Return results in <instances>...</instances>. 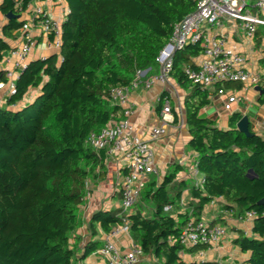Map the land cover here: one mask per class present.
I'll return each mask as SVG.
<instances>
[{
  "label": "trees",
  "instance_id": "1",
  "mask_svg": "<svg viewBox=\"0 0 264 264\" xmlns=\"http://www.w3.org/2000/svg\"><path fill=\"white\" fill-rule=\"evenodd\" d=\"M30 1L2 0L0 11L19 14ZM64 1L68 13L60 26L58 53L29 62L15 81L16 93L0 106V264H84L102 246L98 230L109 234L125 220L131 239L158 264H231L186 263L181 258V253L206 249L186 248L179 238L189 220L199 221L203 208L216 199H222V209L235 218L254 213L250 235L233 240L247 258L234 264H264V136L250 129L249 136L239 132L240 113L230 116L226 130L199 117L209 92L183 72L192 65L191 58L202 54L199 44L173 54L169 76L179 87H190L183 103L187 146L196 154L203 183L197 187L176 181L181 168L175 165L158 187L147 182L142 188L139 197L147 202L148 214L142 209L131 214L121 209L94 212L86 226L92 238L81 244L77 231L83 225L80 210L88 183L105 175L106 150H95L87 137L110 120L123 118L122 107L110 99L111 91L130 86L138 70L158 65L174 24L196 3ZM22 24L11 19L3 34L10 36ZM4 47L0 41V50ZM0 80H6L2 72ZM31 89L39 93L27 101ZM186 189L190 200L181 208ZM167 206L181 209L174 217Z\"/></svg>",
  "mask_w": 264,
  "mask_h": 264
},
{
  "label": "crops",
  "instance_id": "2",
  "mask_svg": "<svg viewBox=\"0 0 264 264\" xmlns=\"http://www.w3.org/2000/svg\"><path fill=\"white\" fill-rule=\"evenodd\" d=\"M2 0H0V4ZM42 7L48 12L50 17L60 19L63 16V4H58L54 0H31L28 7L19 14L13 13L18 22H26L32 16L36 7ZM263 17V15H261ZM11 20V19H10ZM6 15L0 11V41L4 44V48L0 50V72H14L12 65L4 61L5 57L11 49L16 48L24 42V38L20 32V28L10 31V36L3 34V27L9 21ZM263 25L257 27L259 35L255 33L253 39L249 40L244 37V31L240 22L230 18H223L219 27L213 28L209 34L213 37H222L229 46H233L245 59L246 69L252 73H256L261 77L259 86L264 89V35L262 30ZM31 38L35 39V44L26 58L25 64L29 62L43 59L51 54H56L53 49L46 47V41L38 30H33ZM201 60L200 56L191 58L192 65L197 64ZM160 67L156 65L151 68L147 74L153 76L159 73ZM19 71V72H18ZM17 73H21L18 70ZM129 91L127 107L131 110L129 116L130 122L135 128V133L145 141H149V130L153 126L162 123V108L163 100L169 99L171 104V114L166 116V135L157 141L150 142L154 152L155 173L147 176V182H155L154 188L158 187L164 177L173 169L175 165L181 170L177 173L176 181H185L186 183L194 182L190 172V167L196 160V154L187 146L189 133L185 124L184 118V97L189 92L188 89H183L178 86L174 79L170 76L164 83H154L147 88L143 83ZM256 87H244L240 84L229 83L223 89L228 95H233L237 100L232 104V111L226 112L223 109V97L217 93L214 87L209 89V103L204 107L199 117L201 119L213 120L215 125L222 130L228 129V121L233 113H240L247 116L249 120V129L259 135L264 136V100L259 101L263 96L255 90ZM37 89H31L27 97V101L32 100L38 95ZM7 92L5 89L0 90V106L6 105ZM20 107L17 105L14 108ZM159 107V108H158ZM105 175L97 181L88 183V193L86 195L84 205L80 210V215L83 220L82 227L77 231V234L82 238L81 244H85L92 237L88 234L86 226L92 214L97 211L108 212L116 209H121V196L119 192V184L122 177L127 173L125 162L118 155L106 151L105 154ZM146 182V183H147ZM181 200L185 203L190 200L188 189L184 190ZM224 201L216 199L207 204L200 215V220L210 224H219L226 228L227 236L220 243L212 248L204 250L203 255L190 254L187 252L181 253V258L184 262L191 261H226L231 264L239 263L247 258V254L240 252V249L234 245L233 240L239 234L250 235L251 223L239 221L238 218L231 216L230 213L222 209ZM182 208V207H181ZM180 208V209H181ZM142 209V213L146 214L149 211V206L146 201L138 198L134 207L127 214L134 213ZM179 209V210H180ZM176 208H171L169 211L172 216H176L179 212ZM98 229V227H97ZM99 240L104 244L107 234L98 230ZM111 241L122 252L130 248L131 242H134L129 234H119L111 238ZM103 259L98 255H91L87 258L84 264H101ZM138 264H158L152 257L142 255L139 258Z\"/></svg>",
  "mask_w": 264,
  "mask_h": 264
},
{
  "label": "built area",
  "instance_id": "3",
  "mask_svg": "<svg viewBox=\"0 0 264 264\" xmlns=\"http://www.w3.org/2000/svg\"><path fill=\"white\" fill-rule=\"evenodd\" d=\"M59 5L63 4V16L60 19L50 17L47 11L38 6L30 19L22 24L20 32L24 42L10 50L4 61L12 65L14 72H5L6 80H0V90L5 89L7 97L16 93L15 81L26 64V58L31 52L35 39L31 38L33 30H38L45 38L46 47L53 49L56 54L60 48V26L68 13L64 0H54ZM195 9L187 14L182 20L173 26L172 34L168 42L160 50L157 63L160 67L159 73L144 79L151 68L138 70L130 86L115 88L110 93V99L122 107L123 118L119 121L110 120L100 131L91 132L86 142L95 150H106L118 155L125 162L127 173L122 177L119 184L121 196V210L127 214L137 202L141 190L147 182V176L155 173L154 152L150 142L163 138L166 133V116L171 114L169 99L163 100L162 123L153 126L149 130V141H145L135 133V128L129 120L131 110L127 107L128 93L137 88L142 82L147 88L154 83H164L172 69L173 54L182 50L188 45L199 44L203 52L201 60L195 65L183 68L187 79L194 85L209 90L214 89L216 84L235 83L244 87H256L261 82V77L248 71L245 66L244 57L229 46L222 37H213L209 32L221 25L223 18L227 17L240 22L246 39H253L257 27L264 26V0H194ZM263 15V17H261ZM44 59V58H43ZM19 72V71H18ZM217 93L223 97V109L226 112L232 111V104L237 100L233 95H228L220 88ZM194 179V185L200 187L203 183L195 163L190 167ZM185 204L181 200L180 205ZM166 211L171 207L167 206ZM254 217L253 212H247L239 221L251 223ZM119 234H129V222L127 220L113 228L107 234L104 244L94 255L103 259L101 264H138L139 258L143 255L137 243L131 242L130 248L122 252L117 248L111 238ZM227 236L225 227L219 224H210L203 220L190 219L187 226L181 232L179 243L186 248L206 246L212 248L220 243ZM198 255H203L200 250Z\"/></svg>",
  "mask_w": 264,
  "mask_h": 264
},
{
  "label": "water",
  "instance_id": "4",
  "mask_svg": "<svg viewBox=\"0 0 264 264\" xmlns=\"http://www.w3.org/2000/svg\"><path fill=\"white\" fill-rule=\"evenodd\" d=\"M16 16L12 13L9 12L6 14V18L8 20L15 18ZM255 90L260 92V94H264V89H261L260 87H256ZM236 128L239 132L243 133L246 136L251 135L250 130H249V120L247 116H243L237 123Z\"/></svg>",
  "mask_w": 264,
  "mask_h": 264
},
{
  "label": "rangeland",
  "instance_id": "5",
  "mask_svg": "<svg viewBox=\"0 0 264 264\" xmlns=\"http://www.w3.org/2000/svg\"><path fill=\"white\" fill-rule=\"evenodd\" d=\"M248 3H251L252 1H250V0H246ZM146 214H148V212L146 213ZM100 257V256H99Z\"/></svg>",
  "mask_w": 264,
  "mask_h": 264
}]
</instances>
